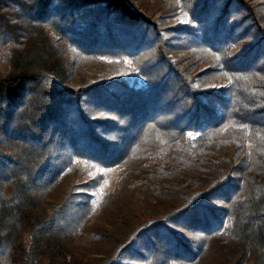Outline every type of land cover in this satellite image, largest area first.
Instances as JSON below:
<instances>
[{"label":"trees","instance_id":"obj_1","mask_svg":"<svg viewBox=\"0 0 264 264\" xmlns=\"http://www.w3.org/2000/svg\"><path fill=\"white\" fill-rule=\"evenodd\" d=\"M253 2L0 0V264H264Z\"/></svg>","mask_w":264,"mask_h":264},{"label":"rangeland","instance_id":"obj_2","mask_svg":"<svg viewBox=\"0 0 264 264\" xmlns=\"http://www.w3.org/2000/svg\"><path fill=\"white\" fill-rule=\"evenodd\" d=\"M244 2H245V5H247L249 8L253 7V5H254L253 0H244ZM152 55L154 57H156L157 52L155 51ZM151 62H155V60L152 59ZM212 65L213 64L211 63V66L209 67L210 68L209 74L212 76L210 79L209 87L211 88V90H220V89L225 90L228 87L227 82L225 80L218 82L219 77H220L218 75H220V74H218V72H213L217 68L212 67ZM2 67H3V63L1 62V58H0V70L2 69ZM204 67H206L205 64L200 65L195 69L201 70ZM119 169H120L119 167H115L112 169H107V170L102 172L103 179H102L100 185L90 194L91 195V203H92L94 211L97 210V205H98L99 201L101 200V198L104 195L111 193L114 189L117 188V184L119 181ZM90 239H93V236L82 237L80 239L81 245L82 246H89L88 242Z\"/></svg>","mask_w":264,"mask_h":264}]
</instances>
